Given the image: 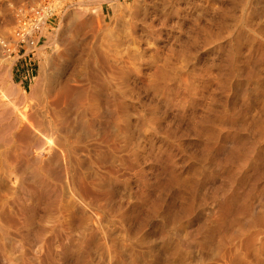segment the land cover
I'll return each mask as SVG.
<instances>
[{"label":"bare ground","instance_id":"6f19581e","mask_svg":"<svg viewBox=\"0 0 264 264\" xmlns=\"http://www.w3.org/2000/svg\"><path fill=\"white\" fill-rule=\"evenodd\" d=\"M22 1L0 2V10L13 6L0 27V163L19 173L13 190L0 194V264H131L136 255L129 254V262L124 258L131 246L105 224L112 211L125 222L134 219L133 211L123 206L110 210L115 183H108L105 175L116 169L102 167L110 154L112 166H128L120 143L131 140L134 128L124 104L129 73L121 57L115 64L110 60L113 31L108 25L113 19L121 26L125 11L132 13L128 23L133 25L139 17L137 0L130 6L127 0L112 3V18L101 8H84L86 2L80 1L73 17L52 15L33 24H25L26 17L40 16L50 0ZM48 48L55 50L53 55L44 54ZM26 59L33 83L29 92L22 86L27 80L17 84L14 79L18 60L26 64ZM36 61L34 70L31 64ZM182 84L192 88L189 82ZM164 90L168 87H153L155 94ZM151 111L143 119L145 127L170 146L155 152L156 165L189 189L188 209L202 206L206 199L211 203L210 218L197 223L195 231L180 224L170 229L178 238L171 247L147 243L146 249L163 252L153 261L264 264V156L236 131L240 119L223 114L217 134L225 132L231 140L213 146L210 142L221 137L210 134L195 153L203 163L200 181L182 182L169 167L179 140L159 128V117ZM13 113L18 127L16 120H5ZM142 153V147H136L129 161L137 165ZM229 165L231 171L221 174ZM81 166L87 171H78ZM217 177L221 182L204 193L202 187ZM7 184L0 179L2 188ZM64 184L72 201L66 208L61 204ZM116 228L126 233L122 225Z\"/></svg>","mask_w":264,"mask_h":264},{"label":"rangeland","instance_id":"374dc122","mask_svg":"<svg viewBox=\"0 0 264 264\" xmlns=\"http://www.w3.org/2000/svg\"><path fill=\"white\" fill-rule=\"evenodd\" d=\"M80 1L86 2L84 8H101L112 18L111 4L123 0H50L51 6L48 7L46 2V10L40 16L26 17L24 23L33 24L35 19L45 20L52 15L60 16V19L68 15L73 17ZM132 2L127 0L126 4L130 6ZM242 2L137 0L139 17L133 25L128 23L132 14L129 11L124 12L121 26L113 19L110 23L106 21L113 31L108 40L110 60L115 64L121 57L129 73V92L124 104L132 113L130 121L134 125L131 140L125 144L121 142L122 148L119 147L128 166H112L109 161L114 162V157L110 154L106 159L108 163L105 161L102 167V171L116 169L105 175L108 183H115L110 210L123 206L129 213L133 211L131 217L134 219L126 222L112 211L110 221L105 224L108 231L126 239L131 246L124 257L126 262L133 253L137 259L131 264H162L163 261L154 262L153 258L162 256L163 252L146 249L147 243L171 247L172 242L178 240L170 233L172 227L188 225L189 230L195 231L197 223L210 218L211 203L207 199L202 206L195 204L193 209H188L189 189H183L156 165L155 152L170 146L163 136L152 135L145 127L143 119L151 110L156 112V118L159 117V128L172 131L179 140L172 148L173 159L169 167L182 182L200 181L203 163L195 153L210 134L221 137L210 142L213 146L227 145L231 140L224 137L225 132L222 136L217 134L221 129L218 121L225 112L240 119L242 126L236 131L264 156V0H245L241 5ZM11 7L0 10V27L5 17L10 16ZM54 52L48 48L44 54L53 55ZM26 64L18 60L14 79L17 84L27 80L22 86L29 92L33 83L30 64ZM31 65L34 70L38 69V61ZM183 82L191 83L192 88L188 89ZM154 86L168 87V90L155 94ZM5 120L13 123L16 120L18 127L16 113L6 116ZM136 147L143 149L137 165L129 161L131 151ZM190 153L195 157L190 158ZM85 168L81 166L78 171L86 172ZM231 169V165L224 167L221 174L229 173ZM17 178L16 170L0 163V179L8 180L4 188L0 186V194L13 190ZM217 182H221L220 177L207 182L202 191L208 195L213 183ZM60 190L61 204L66 208L72 201L65 184ZM138 224L144 226L137 228ZM121 225L126 233L123 228H116Z\"/></svg>","mask_w":264,"mask_h":264}]
</instances>
